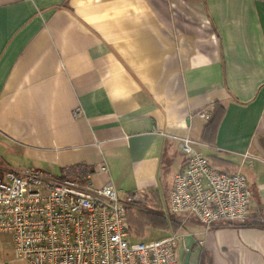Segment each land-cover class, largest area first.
Segmentation results:
<instances>
[{"label":"crops","instance_id":"obj_1","mask_svg":"<svg viewBox=\"0 0 264 264\" xmlns=\"http://www.w3.org/2000/svg\"><path fill=\"white\" fill-rule=\"evenodd\" d=\"M180 136L246 174L247 222L170 212ZM25 166L139 194L181 264H264V0H0V174Z\"/></svg>","mask_w":264,"mask_h":264},{"label":"built area","instance_id":"obj_2","mask_svg":"<svg viewBox=\"0 0 264 264\" xmlns=\"http://www.w3.org/2000/svg\"><path fill=\"white\" fill-rule=\"evenodd\" d=\"M177 139L185 162L174 176L170 212L192 214L208 227L247 222L253 191L246 174L216 166L191 137ZM135 202L139 194L122 198L111 182L96 187L89 177L10 168L0 174V233L11 235L16 256L30 264H181L175 232L130 242L128 211Z\"/></svg>","mask_w":264,"mask_h":264},{"label":"trees","instance_id":"obj_3","mask_svg":"<svg viewBox=\"0 0 264 264\" xmlns=\"http://www.w3.org/2000/svg\"><path fill=\"white\" fill-rule=\"evenodd\" d=\"M209 124L214 122V117H209ZM61 178H74L69 177L67 175H61L59 176ZM78 180H85V179H79ZM130 219V222L135 228L137 229L138 235H144L145 229L148 226H153L156 228H162L165 230L176 229L178 226V223L175 221V219L169 215H166L164 212L159 211L154 208L150 207H144L139 202L132 203L129 206L128 211V220ZM199 264H205L203 260L200 261Z\"/></svg>","mask_w":264,"mask_h":264},{"label":"rangeland","instance_id":"obj_4","mask_svg":"<svg viewBox=\"0 0 264 264\" xmlns=\"http://www.w3.org/2000/svg\"><path fill=\"white\" fill-rule=\"evenodd\" d=\"M129 224H130V233H131L129 237L130 242H139V241L148 242L151 240L161 238L167 234V230L165 229L148 226L145 229L144 235H138L137 229L135 228V226L131 224L130 219H129ZM1 239L6 240L8 242L12 240L11 236L8 234L5 235V237L0 235V240Z\"/></svg>","mask_w":264,"mask_h":264},{"label":"water","instance_id":"obj_5","mask_svg":"<svg viewBox=\"0 0 264 264\" xmlns=\"http://www.w3.org/2000/svg\"><path fill=\"white\" fill-rule=\"evenodd\" d=\"M189 256H190V252L187 253V255H186L185 259H184V264H188Z\"/></svg>","mask_w":264,"mask_h":264}]
</instances>
